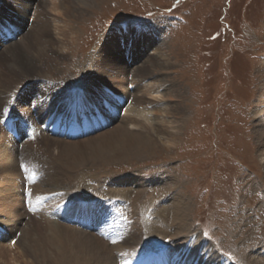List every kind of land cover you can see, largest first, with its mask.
Segmentation results:
<instances>
[{"label":"rangeland","instance_id":"rangeland-1","mask_svg":"<svg viewBox=\"0 0 264 264\" xmlns=\"http://www.w3.org/2000/svg\"><path fill=\"white\" fill-rule=\"evenodd\" d=\"M6 1L18 9L20 14H27L32 25L34 13L41 0H36L38 3L35 0L30 3H21L20 0H5V3ZM45 10L41 27L46 19L49 26L47 34L51 38L40 39L38 25L27 38L34 43L33 49L25 51L33 57V64L38 67L37 74H44L48 79H42L48 87L58 83L73 90L78 87L86 88L87 76L89 71L95 70V61L99 59L103 44L106 51H110L104 43L108 33L120 32L121 28L123 32L130 31L131 25L145 29L152 25L160 27L164 53L169 55L167 57L173 63L170 68L162 71V78L168 80L165 81L167 84L173 83L176 88H181L184 96L178 98L169 95L166 99L182 107L183 114L177 117L181 122L185 119L184 127L176 142H157L156 147L147 153L134 154V151L129 149L130 144L127 142L124 149L123 142L119 139L108 142L107 149L101 148L100 153L98 148L93 149L91 155L101 154L102 158L99 160L102 164L83 167L76 172V181H69L68 184L65 182L63 185L70 190L67 195L66 190L47 192L51 186L47 188L46 185L41 187L43 191L38 190L51 168L46 156H37L30 150L23 151V147L34 141L24 142L14 153L17 154L15 161L18 168L14 177L18 176L20 183L17 189L20 188V193H23L24 182L30 181L33 191L29 190V198L35 201L44 196L43 204H47L35 211L34 207L25 206L23 194L16 200L17 211L22 217L16 216L13 219V225L16 226L14 231L17 233L8 231L18 237L17 241L30 226L33 227L32 234L20 242L19 248L17 241L10 245L9 236L1 239L0 264H52L60 256L59 246L62 245L63 239L70 238L72 243H75V234L65 231L64 226H73L75 230L80 229V226L67 223L59 216L69 212L66 207L72 206L74 210L80 206L79 201L87 200L85 198L88 195L95 194L94 188L88 189L87 192L92 193H85L86 197L84 192L77 191L81 190L80 183H85L87 177L93 176L107 185L109 181L114 183L117 178L124 180L140 173L142 177L150 178L165 171L172 177H177L179 184L184 186L182 193L187 195L191 203L192 227L202 230L217 250L223 256L227 255L225 259H228V264H248L252 253L259 254L264 250V147L260 145L257 136L258 127L264 128V120L259 121L263 117L256 110L257 100L264 94V0H47ZM65 25L68 26V34L64 41L67 45L63 47L59 43L63 40V35L59 34L57 28ZM23 41L26 40L19 41L21 47ZM1 51V65L15 61L25 62L23 64L27 67V57L24 56L22 60L19 56L23 55L19 51L15 57H11V53L5 57V50ZM15 73L22 76L21 69ZM24 90H29L27 94L23 92L24 95L33 98H46L52 92L51 89L46 92L45 86L41 88L37 84ZM15 91L19 93L21 89L17 87ZM21 98L18 100V108L10 103L13 101H7L2 108L0 106L2 118H5L11 109L14 113L16 111L17 114L21 113L27 117L29 115L33 120L36 117L32 112H51L46 104H40L39 108L31 104V109H26L25 105L23 107L22 103H19ZM91 111H96L95 105L91 106ZM2 118L0 131L6 136L8 131L3 126ZM95 133L92 134L93 137H87L91 139L87 145L101 147L97 140H92L97 135ZM4 135L3 142L10 143ZM46 136L41 134L35 144L45 145ZM84 141L80 139L78 143L83 146ZM128 151V155L122 154ZM7 179L10 180V176H0V195L7 189V184L4 183ZM85 184L86 187L82 188L84 190L96 186L93 181ZM119 185L108 188H130L127 183V188L122 182ZM158 188L159 186L147 187L148 191L141 200L143 204L139 205L142 209L150 210L154 219L151 225L155 229L139 224L136 217L139 215V209H134V200L103 193L95 195L101 198V202L105 201V198L122 199L125 202L118 210L122 225L128 224L130 229L122 235L117 234L114 240L120 243L139 233L142 234L143 241L137 247L141 250L163 248L172 253L179 252L172 256L162 250L158 252L160 257L176 259L187 249L185 253L193 264L197 260H205L207 256L195 247H190L191 236L179 244L180 239H174L171 233L175 227L164 232L158 229L167 227L165 218L160 214L165 204L148 203ZM11 201L13 200L9 202ZM52 204L55 208H60V214L56 218L49 212ZM44 212L49 215L43 216ZM96 214L100 220V213ZM165 215L168 220L169 214ZM14 226L7 227L13 230ZM143 229H147L149 233L144 234ZM100 230L96 232L100 234ZM90 232L97 235L94 230L90 229ZM148 253L151 255L152 251ZM217 262L218 260L215 263Z\"/></svg>","mask_w":264,"mask_h":264},{"label":"bare ground","instance_id":"bare-ground-1","mask_svg":"<svg viewBox=\"0 0 264 264\" xmlns=\"http://www.w3.org/2000/svg\"><path fill=\"white\" fill-rule=\"evenodd\" d=\"M20 1L21 3L33 2V0ZM85 1L87 0H83V2ZM46 4L47 0H41L39 2L38 9L34 13V22L31 25L27 14H23V16L19 13L18 9L9 5V2L7 3L6 1L5 3V0H0V50H5L3 52L5 57L8 56L9 53H11V57H15L17 51L23 55L22 57L19 56L22 60L24 56L27 57V67L23 64L25 62L17 63L15 61H9L7 64H0V106L2 108L7 101H13L10 103L15 104L16 108H18V100L24 93L27 94L29 91H25L24 89H28L31 86L35 87V84H37V86L41 88L45 86L46 92L50 89L52 92L48 94L46 98H33L29 95H24L19 103H22L23 107L25 105L26 109H31V104H34L37 108L40 107V104H46L48 108L51 109L50 113H45L40 110L37 111V113L36 111L32 112L37 118L33 120L29 115L27 117L21 113L17 114L16 111L15 113L11 111L8 112L13 114H11V116H22L31 120L35 132L40 131L42 126L54 127L55 129L60 118L66 123L63 126L67 127L69 133H71V131H75V133L78 132L77 128L73 126L76 122L81 125H88L90 129L95 128L94 131L106 125L105 128L97 131L95 134L98 136L96 135V137L92 139L97 140L101 147H98V145L96 147L87 145L91 141V139H87V137L90 138L92 134L72 140L69 139L71 138L69 134L60 136L54 133V130L48 132V129L47 134L42 132V135H47L44 143L45 145L39 146L35 144L38 137L34 140V143L26 146L27 148L23 147L25 148L23 151L30 150L37 156H46L48 159L51 172L47 174L43 183L39 185L38 188L40 189L38 190L43 191L41 187L46 185L47 188L51 186L49 188L50 190L47 192L66 190L65 195H67V193H70V190L69 188L63 187L64 183L76 181V178H74L76 172L80 171L83 167L100 166L102 164V161L99 160V158H102L101 154L95 155L93 153V155H91L90 152L95 148H98V152L101 148L107 149L106 144L113 139H119L120 142H123L122 147L124 149L128 142L130 144L129 149L131 151L133 150L134 154L147 153L155 148L159 142H176L180 138L179 133L184 127L183 122L185 119H182L181 122L177 117L180 116L183 110L180 104L170 103L166 98H168L169 95L178 98L184 96L180 90L181 88H176V85L173 83L167 84L165 81L168 80L162 78V71L170 68L173 63H171L170 58L167 57L169 55L164 53L163 41L161 40L162 29L156 25H152L147 29L131 25L130 31L127 30V32H123L121 28L120 32L116 31L114 33L113 31L108 33L104 43L108 46L110 51L107 52L103 44L100 49L101 54L98 57L99 59L95 61V70L89 71L87 76L86 88L78 87V89L73 90L67 88L65 84L60 86L58 83L48 87L42 81V79H47L46 76L40 73L37 74L38 67L33 64V57L25 51V49H27V51L33 49L34 43L27 40V38L29 33L37 28L38 25V30L40 31L39 38L45 39L46 37H50V35L47 34L49 26L47 25L46 19H44V26L41 27V23H43L42 17H45L43 15L46 11ZM67 28V25L57 28L59 34L63 35V40L59 42L63 47L65 44L67 45V43L64 42L68 34V31H66ZM8 36L13 38L8 39L6 42L4 38ZM22 39L26 41H23L24 43H22L21 47L19 41ZM49 40L53 41V39ZM24 51L26 52L25 54L23 53ZM63 55L62 53V57ZM138 62L141 63L137 64ZM4 65H6V67ZM14 69L17 71L21 69L22 76H19V74L16 75L18 72L15 73L16 70L12 71ZM10 77H12V79ZM17 87L21 89L19 93H15V88ZM256 104V110L259 112L258 114L263 117V119H259V121L263 122L264 94L263 97L257 100ZM92 105L96 106L95 112L91 111ZM95 113L97 114L92 117L91 115ZM28 114L31 115V113ZM0 118H2V115H0ZM37 124L39 125L37 126ZM258 129V140L260 145L264 147V128L258 127ZM52 133L56 137L50 136ZM3 135L4 134L0 131V176L5 177L8 175L11 179H7L4 182L7 184V189L0 195V203L2 204L0 205V214L2 216L0 218V225L6 232V234L3 233L0 234V236L2 239L9 236L10 239L8 238V242H10L15 235H11L9 231L16 230V226L13 225V219L16 216H21L17 211L15 203L16 200L22 197L21 194L23 193H20V188L17 189L18 185H20L17 180L18 176L14 177L18 172V168L16 167L17 161H15L17 154L14 153L17 152L15 150H17L21 144L13 143L16 141L8 132V135L4 136L10 143H6L13 146H7V144L3 142ZM80 139L85 140V145L81 146V144L78 143ZM129 152L130 151L122 154L128 155ZM25 157L27 159V155H25ZM89 163H92V165H89ZM89 181L96 183V186L89 187L86 190L82 189L86 187L85 183H89ZM131 181L133 182L130 183ZM120 182H122L123 186L127 183L130 188L125 190L108 188V186H114L115 184L119 185ZM85 183H80L81 190H77L78 192L82 191L84 194H90L92 192L87 191L91 188H94L93 191H95L93 192L95 194L88 195L87 198H85L89 202V205H87L88 212L83 211L84 209L80 210L83 208L80 203L78 210L77 208L73 210L72 216H70L69 214L71 213L68 212L69 217L78 216L80 214L78 212L88 213V216L91 218L93 216L96 218V221H98L97 212L105 217V211H103L101 204L105 205L106 202L103 200L101 202V198L95 197V195L103 193L110 194L112 197L118 196L127 198L128 200H134V209H139V215L136 216L137 220L139 224L142 226L145 224L148 228L152 226L151 224L154 222V219L149 209H142L139 205L143 204L141 200L145 192L148 191L146 190L147 187L159 186L158 189H155L157 191L156 194L154 193L155 195L151 199V202H148L165 204V207L160 210V214L165 218L167 227L166 229L165 226L158 229L164 232L175 227V230L171 233L174 239H180L178 240L180 241L179 244H182L188 236H191L190 247H195L197 251L207 256L203 261L197 260L196 264H228V259H225L226 256H223L220 251L217 250L216 246H214L213 242L204 236L203 231L196 230L192 227L190 218L191 203L187 195L183 194L184 192L182 193L184 186L179 184L178 178L172 177L170 173H166L165 171L164 173L151 176L150 178H144L140 173L137 174L136 177H127L124 180L117 178L114 183L109 181L107 185L103 184V181L97 178L95 179L92 176L87 177ZM134 184L136 185L135 187ZM84 197H86V194ZM23 199H25L24 194ZM10 200L13 201L9 202ZM90 201H92V204H90ZM49 204L51 205V203ZM74 205L77 206L75 203ZM121 210L124 211L123 209ZM89 213H91V215ZM165 214H169V221L166 220L167 216ZM47 215H49L48 212H44L43 216ZM14 222L16 221L14 220ZM103 224H105L104 220L100 225ZM7 226H14L13 230L9 229ZM54 226L59 227L62 225ZM69 226L70 225L66 224L64 230L68 233L72 234L73 232V234H75L76 240H73L75 243H72L70 238L63 239V241H61L62 245L59 246L60 256L57 257L52 264H155L157 262L159 264H183V260H188L187 253H185L187 249L176 259H171L168 256L169 259H167L165 256L160 257L158 254L149 255L148 251L145 250L140 254L139 250H141V248L137 246L142 243L143 239L141 238L142 234L139 233L120 243H116L113 239L115 243L110 244L107 239H101L99 236L90 232L88 228L79 227L80 229L75 230V227ZM123 226L125 227L119 235H122L130 229L128 224L123 223ZM102 228L103 227L100 229ZM152 228L155 229L154 226H152ZM32 229L33 227L30 226L29 229L24 231L22 238L20 237L17 241L18 248L21 247L20 242L31 236ZM132 230H134V228H132ZM14 233L17 232L14 231ZM143 233L147 234L149 231L143 229ZM262 249H264V247H262ZM164 253L166 252L164 251ZM217 260L218 262L215 263ZM248 264H264V250L259 254L255 252L252 253L248 259Z\"/></svg>","mask_w":264,"mask_h":264}]
</instances>
